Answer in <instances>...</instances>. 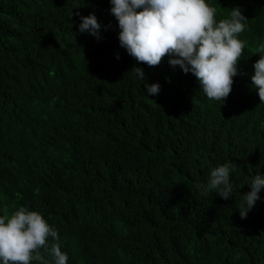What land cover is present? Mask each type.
Returning a JSON list of instances; mask_svg holds the SVG:
<instances>
[{"label":"trees","instance_id":"trees-1","mask_svg":"<svg viewBox=\"0 0 264 264\" xmlns=\"http://www.w3.org/2000/svg\"><path fill=\"white\" fill-rule=\"evenodd\" d=\"M210 2L218 18L235 6L248 18L223 101L167 55L155 66L131 56L109 0H0V214L42 212L68 264H264V188L238 211L264 174V100L251 87L264 0ZM92 12L99 40L79 32ZM228 161L233 196L202 195L197 184Z\"/></svg>","mask_w":264,"mask_h":264},{"label":"clouds","instance_id":"clouds-1","mask_svg":"<svg viewBox=\"0 0 264 264\" xmlns=\"http://www.w3.org/2000/svg\"><path fill=\"white\" fill-rule=\"evenodd\" d=\"M109 11L118 22L121 47L138 62L158 65L166 55L168 63L184 73H193L204 94L223 101L232 91L234 77L239 74L238 62L247 41L240 34L248 28V18L239 6L230 8L226 17H217V8L210 0H109ZM102 25L94 12L81 16L79 32L101 39ZM259 58L254 62L251 87L264 100V42L257 47ZM119 59V55L117 54ZM135 78L145 85L146 94H158L160 83H148L139 64L133 67ZM232 161L211 169L206 182L198 189L207 196L215 192L225 200L231 198L234 184ZM238 209L241 218L260 199L264 174L256 173L248 183ZM69 255L62 249L59 230L44 214L22 205L10 215L0 214V264H68Z\"/></svg>","mask_w":264,"mask_h":264}]
</instances>
